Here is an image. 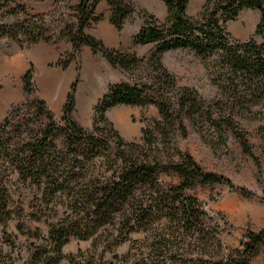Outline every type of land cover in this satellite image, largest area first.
<instances>
[{"label": "trees", "instance_id": "1", "mask_svg": "<svg viewBox=\"0 0 264 264\" xmlns=\"http://www.w3.org/2000/svg\"><path fill=\"white\" fill-rule=\"evenodd\" d=\"M12 1L16 0H0V9ZM101 1H75L69 7L75 21L58 29V36L46 14H27L11 24L0 23V39L9 38L22 48L68 39L71 50L57 63L64 69L88 46L129 76L112 83L98 101L92 129L73 118L79 75L60 121L45 99H35L12 110L0 124V264H254L264 255V228L250 231L242 249L219 252L224 248L220 225L212 223L215 216L205 202L188 190L224 184L245 196H255V192L205 170L178 146L177 138L187 137L193 125L217 149L233 135L261 170V160L238 118L248 110L251 118L264 119L259 112L253 113L264 104V41L234 40L227 26L245 9H255L261 14L255 34H263L264 0H206L195 16L188 14L192 0H163L168 8L166 22L142 11L143 24L134 43L153 45L145 56L109 47L89 32L93 22L104 19L97 11ZM106 1L110 22L122 32L136 12L134 0ZM177 49L213 59L216 97L207 99L198 89L180 85L163 62L167 52ZM23 81L26 93L31 94L35 90L33 65ZM118 105H155L160 117L142 129L141 141H131L107 115ZM25 110L40 121V125H31L33 135L28 138L16 135L24 124L17 117ZM29 123L26 120V127ZM163 175L171 180H164ZM19 183L36 187L47 207L61 198L69 209L66 217L45 222L46 230L36 225L43 217L16 200ZM112 230L107 238L105 233ZM73 237L93 238V243L67 254L64 247ZM124 245L128 250L119 252Z\"/></svg>", "mask_w": 264, "mask_h": 264}, {"label": "rangeland", "instance_id": "2", "mask_svg": "<svg viewBox=\"0 0 264 264\" xmlns=\"http://www.w3.org/2000/svg\"><path fill=\"white\" fill-rule=\"evenodd\" d=\"M205 1L200 4V0H194L188 14L190 16L197 15L202 10ZM74 4L75 0L12 1L6 8L0 9V23L11 24L17 19L24 18L27 14H46L47 22L53 27L55 35L58 36V29L69 21H75L73 17L75 13L69 8ZM20 7H24L25 10ZM14 9L17 10L15 14L11 13ZM142 13L139 12V15L143 19ZM156 16L161 22H166V12L159 11ZM140 19L133 16L127 23L126 31L134 32L139 27ZM102 21L93 22L89 32L97 33L102 26ZM259 21L260 12L244 10L237 20L228 23L227 30L234 40H242V36H248V39L254 38L263 42L264 33L255 34ZM242 27L243 30H240ZM242 33L243 35H241ZM119 39H121V32H119L117 40L119 41ZM39 43L22 48L9 38L0 39V124L12 110L27 100L35 99H45L53 111L56 121H60L63 118V108L71 86L79 75L80 82L76 93L77 103L73 118L84 128L92 129L95 118L94 107L112 83L128 80V73L120 67L112 66L103 55L95 54L90 47L87 48L88 46H85L82 53L72 61L68 68L64 69L57 63L64 59L71 50V43L66 38H61L58 42H45L52 52V57L46 62L40 61L37 59V55H34L35 52H40ZM106 44L113 48L111 44ZM139 45L135 44L134 38L131 37L127 47L114 48H123L140 56L148 55L153 48L152 44ZM163 62L175 74L180 85L198 89L201 95L207 99L218 95V87L213 83L211 75L212 58L204 59L189 49H177L167 52ZM32 65L34 66L35 90L28 94L25 91L23 77ZM4 108H6V112L2 115ZM253 111V113L259 112L264 117V104L254 108ZM242 113L243 116H240L238 121L240 126L249 133L254 151L262 163L261 170L254 158L244 153L239 140L233 135H230L226 145L217 149H214L193 125H189L187 137L179 136L177 138L178 146L183 151L190 152L205 170L223 174L236 185L255 192V196H245L224 184L197 185L188 190V193L205 202L207 209L215 216L212 223L220 225L219 233L224 248L219 252L225 250L230 253L233 249H242L244 242L248 240L246 237L250 231L259 232L264 228V132L261 130L264 127V119L251 118L253 117L252 113L248 110ZM107 115L121 134L131 141H141L142 129L152 124L155 118L160 117L155 105L145 107L118 105L109 109ZM18 119L24 123L22 129L16 131L18 136L28 138L33 135L31 125L33 123L40 125V121L28 110L21 112ZM26 120L30 122L28 127L25 125ZM59 144L60 147H63V137L59 138ZM163 179L170 181L171 177L163 175ZM16 200L25 202L29 212L34 210L42 215L43 220L35 224L45 230L48 226L45 222H56L66 217V213L69 211L63 204V200L58 197L47 207L42 201L40 191L36 187L27 188L23 183L17 185ZM112 232L113 230L110 233H105L107 238L111 237ZM92 243L93 238L82 240L73 237L65 245L64 251L67 254L77 253L79 249L89 248ZM211 249L217 250L213 247ZM127 250L128 245H124L119 249V252ZM63 264H67V262ZM254 264H264V255L261 254L257 257Z\"/></svg>", "mask_w": 264, "mask_h": 264}, {"label": "crops", "instance_id": "3", "mask_svg": "<svg viewBox=\"0 0 264 264\" xmlns=\"http://www.w3.org/2000/svg\"><path fill=\"white\" fill-rule=\"evenodd\" d=\"M75 1L77 2L78 0H75ZM193 1L194 0H192L190 2L189 6H188L189 7L188 11L191 10L190 8H191V4L193 3ZM204 1L205 0H200V4H202ZM134 2L136 5V12L127 20V22L124 25V28L121 32V39H119V41H118L117 39H118L119 31L110 22V17H111L110 5L108 4V2L106 0H102L97 7V11L100 14H104V21H102V26H100V28L98 29L99 31H97V33H95L96 36L103 39L105 41V43L111 44L113 47H118V46L127 47V44L130 41L131 37L134 38V36L138 33L140 27L142 26L143 19L139 15V12L148 11L150 13L157 15L159 13V11H162L164 13L166 12V14L168 11V8H167V6L163 0H134ZM245 10H255V9H245ZM256 11H258V10H256ZM133 16H136L139 19L141 17L140 24H139V27H137V29L134 32H128V31H126L127 23L129 22V20H131V18ZM260 17H261V14H260ZM241 35H243V33ZM241 39L246 40V39H248V36L247 37L242 36ZM39 44L40 45L38 48L40 49V52H35L34 55L35 56L37 55L38 60L46 62L49 60L50 57H52V52H50V49L48 48V46L45 42H40ZM137 45H139V44H137ZM139 46H142V45H139ZM87 48H89V47H87ZM2 112H3L2 115H4L6 112V108H4Z\"/></svg>", "mask_w": 264, "mask_h": 264}, {"label": "bare ground", "instance_id": "4", "mask_svg": "<svg viewBox=\"0 0 264 264\" xmlns=\"http://www.w3.org/2000/svg\"><path fill=\"white\" fill-rule=\"evenodd\" d=\"M240 30H243V27H242V29H240Z\"/></svg>", "mask_w": 264, "mask_h": 264}]
</instances>
